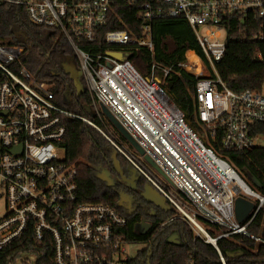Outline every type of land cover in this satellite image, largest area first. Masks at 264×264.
<instances>
[{
    "label": "built area",
    "instance_id": "built-area-1",
    "mask_svg": "<svg viewBox=\"0 0 264 264\" xmlns=\"http://www.w3.org/2000/svg\"><path fill=\"white\" fill-rule=\"evenodd\" d=\"M136 1L141 3L139 37H130L126 31L103 33L112 0L23 4L31 23L57 30L69 43L93 112L98 115L104 107L184 201L165 189L132 148L59 108L51 85L38 81L21 64L23 46L0 43V250L22 239L28 229L34 243L52 241L54 264H129L144 247L118 233L125 220L114 209L79 203L76 169L65 162L59 146L65 134L62 117L78 118L94 128L137 176L178 211L195 238L216 250L218 239L235 235L264 245V239L246 229L264 205V194L249 188L218 151L202 142L163 88L173 72L192 74L196 119L212 142L219 140L218 150L242 152L258 146L263 137L251 132L253 126L264 124V82L258 91L235 93L225 87L215 67L225 54L228 18L259 21V34L248 39H263L264 0H127ZM161 19L184 20L203 59L186 52L183 61L167 67L152 61L148 74L142 76L129 62V52L120 48L152 52L151 24ZM99 38L106 49L97 45ZM237 196L254 204L243 223L234 218ZM206 224L218 229L216 237L208 234ZM136 246L130 254L128 249ZM35 261V254L23 253L7 264Z\"/></svg>",
    "mask_w": 264,
    "mask_h": 264
},
{
    "label": "trees",
    "instance_id": "trees-1",
    "mask_svg": "<svg viewBox=\"0 0 264 264\" xmlns=\"http://www.w3.org/2000/svg\"><path fill=\"white\" fill-rule=\"evenodd\" d=\"M27 1L32 0H0V43L23 46L21 64L38 81L51 85L54 103L59 108L90 121L131 150L103 114L93 112L81 77L85 92L76 95L72 81L61 67L66 58H70L76 67L69 43L57 30L31 23L26 4H23ZM140 4L139 1L130 4L127 0H112L103 33L117 30L128 32L130 37H139ZM224 29L225 54L215 67L219 78L235 93L260 90L264 82V32L261 41L248 39L259 34V21L230 17ZM151 41L152 52L135 47L120 48L129 52V62L142 76L148 74L152 61L167 67L183 61L186 52H193L203 59L191 28L182 19L153 21ZM98 43L101 50L106 49L101 38ZM84 48L87 50V46ZM194 85L192 74L178 71L168 76L163 88L170 102L183 114L187 126L202 138L204 144L218 151L249 188L264 194V146L242 152L218 150L219 140L212 142L196 119ZM66 92H69L68 99L63 97ZM75 117H62L65 134L59 146L63 149L65 162L76 169L78 201L108 206L124 218L125 225L118 233L126 240L144 246L129 264H221L220 256L225 264H264V245L235 235L218 239L216 250L195 238L178 211L143 177L138 176L131 184L123 183V178L130 179V165L94 128ZM251 135L264 138V124L253 126ZM101 172L109 174L111 186L97 178ZM176 193L177 199L184 201L183 196ZM124 197L128 202H122ZM246 229L249 234L264 239V205ZM206 231L211 237L218 235V229L210 224H206ZM30 238L28 229L22 239L0 250V264H7L23 253L35 254V264H54L52 241L47 238L44 242L34 243Z\"/></svg>",
    "mask_w": 264,
    "mask_h": 264
},
{
    "label": "water",
    "instance_id": "water-1",
    "mask_svg": "<svg viewBox=\"0 0 264 264\" xmlns=\"http://www.w3.org/2000/svg\"><path fill=\"white\" fill-rule=\"evenodd\" d=\"M119 57V55H115ZM64 74L68 75L69 79L72 81L73 87L76 91V95L80 96L85 92V88L82 86L80 82V72L76 69L73 61L70 58H66L65 61L61 65ZM69 92H66L63 97L68 99ZM87 112L89 109L86 110ZM101 113L106 118V120L112 125V127L120 134V136L127 142V144L143 159V161L149 165L161 178H163L168 183L169 180L163 174V172L154 164L151 158L144 154V151L139 147V145L127 134V132L120 126V124L112 117V115L104 108L101 107ZM117 171H119L118 166L116 165ZM132 170V169H131ZM120 173V171H119ZM132 173L135 174V171L132 170ZM137 176V175H136ZM97 178L103 182H105L108 186L112 185V180L109 177L107 172H101L98 174ZM138 178V176H137ZM133 181V179H131ZM254 185L257 186V183L254 182ZM155 199V197H151ZM122 202L126 200V198L121 199ZM121 202V203H122ZM120 203V204H121ZM254 208V204L241 196H237L234 199V218L238 223H243L247 216L252 212Z\"/></svg>",
    "mask_w": 264,
    "mask_h": 264
},
{
    "label": "rangeland",
    "instance_id": "rangeland-1",
    "mask_svg": "<svg viewBox=\"0 0 264 264\" xmlns=\"http://www.w3.org/2000/svg\"><path fill=\"white\" fill-rule=\"evenodd\" d=\"M189 54H191V53H187V57H189ZM203 74L204 75H206V71H203ZM201 140H202V138H200ZM202 142L204 143V141L202 140ZM257 144H258V146H264V138H262V139H259L258 141H257ZM59 154H61V151H59ZM143 160V159H142ZM144 162V161H143ZM145 163V162H144ZM145 165H146V168L148 169V171L156 178V179H158V181L160 182V183H162V184H164L165 185V187H167L168 188V190L170 191V193L171 194H173L176 198L177 197H179L178 195H177V193H176V190L172 187V185L170 184V183H168L167 181H165L163 178H161L149 165H147L146 163H145ZM239 177V176H238ZM241 179V178H240ZM130 184H131V182H130ZM0 209H1V204H0ZM138 246H136L135 248L136 249H131V248H129L128 249V252L130 253V254H134L135 253V251L139 248H137Z\"/></svg>",
    "mask_w": 264,
    "mask_h": 264
},
{
    "label": "flooded vegetation",
    "instance_id": "flooded-vegetation-1",
    "mask_svg": "<svg viewBox=\"0 0 264 264\" xmlns=\"http://www.w3.org/2000/svg\"><path fill=\"white\" fill-rule=\"evenodd\" d=\"M128 170H130L129 171V175H130V179L129 178H123V183H125V184H130V182L132 183L135 179H137V176H136V174H134V173H132V170L131 169H128ZM131 179H133V181H130ZM133 185V184H132ZM124 203H126V202H128V200L126 199V200H124L123 201Z\"/></svg>",
    "mask_w": 264,
    "mask_h": 264
},
{
    "label": "bare ground",
    "instance_id": "bare-ground-1",
    "mask_svg": "<svg viewBox=\"0 0 264 264\" xmlns=\"http://www.w3.org/2000/svg\"><path fill=\"white\" fill-rule=\"evenodd\" d=\"M188 56V55H187ZM189 59H191V60H195V58L192 56V54H189Z\"/></svg>",
    "mask_w": 264,
    "mask_h": 264
}]
</instances>
